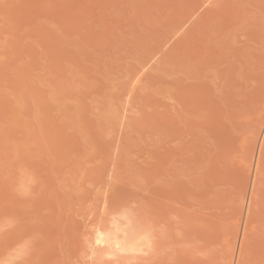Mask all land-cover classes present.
Returning a JSON list of instances; mask_svg holds the SVG:
<instances>
[{
	"label": "rangeland",
	"instance_id": "1",
	"mask_svg": "<svg viewBox=\"0 0 264 264\" xmlns=\"http://www.w3.org/2000/svg\"><path fill=\"white\" fill-rule=\"evenodd\" d=\"M0 264H264V0H0Z\"/></svg>",
	"mask_w": 264,
	"mask_h": 264
},
{
	"label": "bare ground",
	"instance_id": "2",
	"mask_svg": "<svg viewBox=\"0 0 264 264\" xmlns=\"http://www.w3.org/2000/svg\"><path fill=\"white\" fill-rule=\"evenodd\" d=\"M146 64V63H145ZM144 65V64H143ZM144 67V66H143ZM141 67V71H142V68ZM146 68V67H145ZM145 68L143 70H145ZM141 71L139 69V74L137 75V73L135 75H137V79L139 78V75H141ZM138 72V71H137ZM143 73V72H142ZM135 78V77H133ZM136 78L134 80H137ZM257 150V149H256ZM114 233V232H113ZM138 235V234H136ZM136 235L135 237H133L134 239H126V237L128 236H125V238L123 237H117L118 235H113L109 233H106L105 231H102L101 229H97L95 231V235L93 236L94 239H93V242L94 243H97V244H104V243H108L110 244L112 247H116L117 249H122V250H128V251H136V250H139L138 249V243L137 241H135V238H136ZM141 235V234H140ZM143 235V234H142ZM124 236V235H123ZM139 238V237H138ZM140 239V238H139ZM144 240V239H143ZM140 243V241H138ZM143 242V241H142ZM93 243V244H94ZM96 245V244H95Z\"/></svg>",
	"mask_w": 264,
	"mask_h": 264
}]
</instances>
